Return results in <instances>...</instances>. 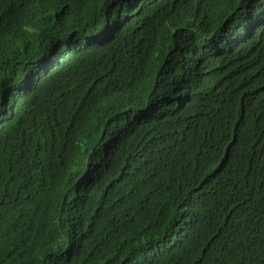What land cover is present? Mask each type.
<instances>
[{"label": "trees", "instance_id": "16d2710c", "mask_svg": "<svg viewBox=\"0 0 264 264\" xmlns=\"http://www.w3.org/2000/svg\"><path fill=\"white\" fill-rule=\"evenodd\" d=\"M31 1L0 0V264H264V0H149L134 38L138 0Z\"/></svg>", "mask_w": 264, "mask_h": 264}, {"label": "clouds", "instance_id": "9594fccd", "mask_svg": "<svg viewBox=\"0 0 264 264\" xmlns=\"http://www.w3.org/2000/svg\"><path fill=\"white\" fill-rule=\"evenodd\" d=\"M43 1L51 2L53 5L63 8L73 0H34L31 1L33 12L39 13L37 5H40ZM122 8L126 10L127 14L124 25L126 24L128 30V38L137 37L141 29L144 30V33L165 30L174 16V12L166 6L165 2L157 5L151 15L152 4L149 0H138L136 5L128 3L123 5ZM175 19L177 24L174 27L173 37L169 46L174 49H181L189 44L191 33L179 16ZM180 34H182L181 37H179Z\"/></svg>", "mask_w": 264, "mask_h": 264}]
</instances>
